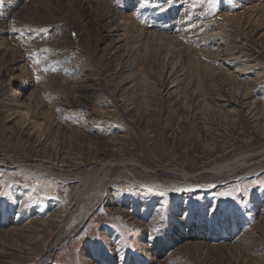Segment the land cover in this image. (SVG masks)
I'll return each mask as SVG.
<instances>
[{
	"label": "rangeland",
	"instance_id": "obj_1",
	"mask_svg": "<svg viewBox=\"0 0 264 264\" xmlns=\"http://www.w3.org/2000/svg\"><path fill=\"white\" fill-rule=\"evenodd\" d=\"M22 64L0 264H264V0H0Z\"/></svg>",
	"mask_w": 264,
	"mask_h": 264
},
{
	"label": "bare ground",
	"instance_id": "obj_2",
	"mask_svg": "<svg viewBox=\"0 0 264 264\" xmlns=\"http://www.w3.org/2000/svg\"><path fill=\"white\" fill-rule=\"evenodd\" d=\"M19 61H20V59L17 60V62H19ZM25 72H27L26 66L22 64L19 69L17 67H12V68L3 67L0 71V75L3 76L4 78H7V79H14L15 78L14 80H17V78H18V79H21L23 81L22 78H23V75L25 74ZM24 115H26V113H24ZM227 166H228V164H225V165L219 166V167L214 166L211 169H219L220 170V169L226 168Z\"/></svg>",
	"mask_w": 264,
	"mask_h": 264
},
{
	"label": "snow or ice",
	"instance_id": "obj_3",
	"mask_svg": "<svg viewBox=\"0 0 264 264\" xmlns=\"http://www.w3.org/2000/svg\"><path fill=\"white\" fill-rule=\"evenodd\" d=\"M207 2H208V6H209V8H215L216 5H217V3H218V0H207ZM39 31L43 33V32H45L46 30H45V29H40ZM34 62L37 63V64L40 63L39 60H36V61H34ZM52 70L55 71L54 68H53ZM37 79H39V77H37ZM33 187L36 188V187H39V185H38V184H37V185H33ZM143 187L147 188V191H148L149 193H155V194H158V195H160V196H164V195L166 194L165 191H160V190L157 189V188L149 187V186H146V185L143 186ZM209 187H211V185H209ZM182 190H189V189H180V188L171 189V191H182ZM235 191H236V192H240L241 189L237 188V189H235ZM3 194H4L3 192H0V195H3ZM222 195L232 196L233 193H232V192H226V193H222Z\"/></svg>",
	"mask_w": 264,
	"mask_h": 264
}]
</instances>
